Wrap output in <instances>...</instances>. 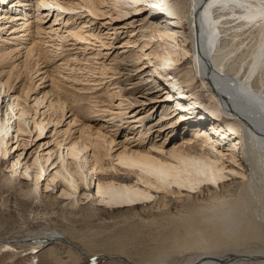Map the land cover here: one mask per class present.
I'll use <instances>...</instances> for the list:
<instances>
[{
	"label": "bare ground",
	"instance_id": "1",
	"mask_svg": "<svg viewBox=\"0 0 264 264\" xmlns=\"http://www.w3.org/2000/svg\"><path fill=\"white\" fill-rule=\"evenodd\" d=\"M32 1L37 12L35 16H31L33 14L26 9ZM201 2L207 4L200 7ZM1 3H6V6H0V15L2 14L0 19L15 21L13 14L5 15L9 13L7 7L11 8L13 5L23 13L20 18L22 23H17L15 26L6 23L1 28L8 29L9 35L4 38L7 41L2 38L3 41L6 44L13 43L20 51L23 49L22 45H26L28 41L31 43L25 48L24 60L18 71L13 72V68L8 74L0 71V104H3L2 95L7 97L3 111L1 110L3 107L0 106L2 156L7 154V144L10 140L8 136L13 137V134L10 135L13 122L16 132L14 137L18 141L20 139L18 137L24 132H31V127L36 131L37 138L41 137L44 128L48 125L54 126L60 123V120L66 116V110L73 113L75 119L81 117L79 112L83 107L80 105L79 96L75 94V99V96L65 89L62 80L50 75L56 73V70H51L53 68L51 63H55V58L64 52L70 51L66 43L71 40H74L71 45H78L81 50L67 56L68 59H60L63 60L61 65L70 66L74 62L84 60L85 63L91 62L90 69L86 71L90 77L99 72L104 78L108 75L109 78L117 76L109 84L112 88L106 89L105 94L96 95V104L87 106L90 109L89 113L93 115L97 113L98 117V112L105 111L112 116V119L120 120L112 126V133H108L103 130L106 127L103 123L91 126L89 116L84 113L85 121L80 124L79 135L76 138L69 141L70 138H63L54 142L58 147L54 150L57 154H55L56 160L48 162L52 154L49 151L47 158L39 155L30 163L26 162L27 160L21 163L17 156L10 166L12 173L9 176L10 181L15 177L20 165L23 166L26 178H29L28 169L36 166L33 174L30 175V194H36L43 186V180L47 179L44 189L56 184L53 188H57V191H61V196L72 198L74 202H79L82 196L85 198L91 196L99 204L112 208L128 206L134 208L133 205L152 200L155 197L154 191L176 194H181L183 191L197 192L201 190L202 185L210 189L213 188L211 185L219 186L228 179L237 181L241 177L242 180L237 186L238 191L224 196L227 201L221 209L218 220L220 219L225 226L233 224L238 229L247 232L251 230V234L256 237L262 233L264 230V93L260 86L249 83V76L258 63L264 66V0H183V2L182 0L179 2L174 0H0V5ZM104 4H108V10L104 9L106 7ZM127 5L133 9L132 14L130 9H125ZM228 9L232 10L225 12ZM4 11L7 12L3 13ZM52 13L55 18L49 23V15ZM76 14H84L81 17L87 18L86 22H79L80 17L76 19ZM113 15L115 20L124 17V21H127L118 25L104 21V24L110 25L111 28L104 33L106 38H103L100 27L93 24V19H103L102 16H109L112 19ZM159 15H164L166 19L160 21ZM72 20L75 23H72ZM135 21L140 24L137 32L135 34L131 32L120 47L125 45L133 47L135 46L133 44L141 40L140 49L121 54L115 51L108 64L105 60L95 61L97 59L95 54L90 59L85 58L87 54L85 49L90 48L83 46L99 43V46L109 48L112 42L107 43L103 39L107 37L111 39L112 35L117 36L119 29H126ZM58 24L63 26L55 28ZM233 24L244 26L247 30L227 34L225 32L227 26ZM181 26L187 31L186 33L183 31V39H179L176 30ZM47 36L50 41L45 42ZM152 40L156 42L151 44ZM181 46L182 52H177L176 47L181 48ZM1 48L0 63L5 62L14 53V49L9 51L7 48L5 50ZM142 57L147 60L148 65L139 64ZM189 57L193 59L194 72L207 86L211 95V101L201 105V108L210 114L221 113L224 117L220 114L221 119L216 120V124L212 125L211 134H201L199 128L193 127L195 132L191 138L182 140L178 146L168 147L169 144L166 145L164 141L169 139L176 128L184 124L174 119L178 105L176 109H170L173 107H170L172 103L166 100L171 95L172 98L184 96L183 91H179L176 77L170 76L169 70L182 59L187 60ZM42 64L44 66L40 68ZM93 64L99 65L98 72L97 68L92 67ZM26 69L30 73L38 74L39 84L47 77L50 82L46 85L49 86L48 91L43 90L39 92L41 95L33 96L34 103L31 106L33 112L26 100L30 92H35L38 88L33 85L32 78L29 79L31 76L26 74V81H24L25 76L23 80L21 79V73L25 74ZM81 69L83 68H79ZM87 69L88 66H85L83 70ZM132 71L136 72V79L133 85L126 88V82L130 81L129 74ZM4 74L7 76L5 77ZM121 74L125 76L123 80L119 79ZM144 74H148L146 79L142 77ZM16 82L21 83L20 91L18 90V94H13L16 92ZM115 98L120 99L119 103L113 106ZM105 102L108 107L105 106ZM97 104L100 108H95ZM39 105H42L40 107L43 111L42 109L39 111ZM121 106H124L125 110L116 111L113 108L122 109ZM127 113L130 115L128 116L130 123H138V126L130 127L133 132L137 130L136 137L131 140L128 134H125L124 141L115 144V135L123 125L121 121L125 120L123 116ZM205 115L207 114L201 116ZM154 116L156 118L152 120ZM223 123H226L224 130L221 126ZM28 124H31V127ZM235 134L239 135V138L230 146L227 138ZM157 136H163L164 140L156 142ZM146 139H148L147 143ZM240 143L242 151L241 155H238L236 144ZM112 145H117L119 150H114L115 152L112 153ZM106 157L110 158L108 164ZM52 169H54L53 173L47 172ZM81 184L85 187H81ZM91 184H94L93 188ZM162 204L165 205L164 202ZM29 239L32 243L30 248L33 249L30 254L37 253V248L52 242L62 241L66 244L67 258L63 260L52 253L50 255L52 264H79L82 256L76 250L90 255L89 250L85 253L79 248L80 244L77 241L81 238L74 230L43 232ZM51 239L53 241H50ZM196 258L186 261H191L188 264H232V261L235 264L246 262L264 264V250L244 251L237 255L228 253L222 258L208 255H200ZM162 262L164 263L165 260L157 261L155 264H163ZM128 264L134 263L129 261Z\"/></svg>",
	"mask_w": 264,
	"mask_h": 264
},
{
	"label": "rangeland",
	"instance_id": "2",
	"mask_svg": "<svg viewBox=\"0 0 264 264\" xmlns=\"http://www.w3.org/2000/svg\"><path fill=\"white\" fill-rule=\"evenodd\" d=\"M177 1L179 2V0H174V2ZM107 5H105L106 7L104 6V9L106 10L109 9V6ZM0 6L4 7L6 6V3H1ZM34 6L35 3L32 1L29 2V7L26 8L33 14L31 16H35L37 14ZM14 9L17 10L15 11ZM125 9H130L129 11L131 14L133 13V9L130 6H125ZM6 10H8L9 13L5 15L11 16V14H13V16H15V21L10 22L8 19H0V29L4 26V24L6 25V23H8L9 26H15L17 23H22L20 18H22L23 13L18 7H14L13 5L11 8L7 7ZM231 10L232 9H228V11L225 10V12H229ZM6 12L7 11H4L3 13ZM146 13L148 14V9H146ZM50 15L49 23H52L55 17L53 13ZM83 15H77L76 19L80 17L79 22H86L87 18L81 17ZM1 17L2 14L0 15V18ZM114 17L115 15H113L112 19L109 16H102L101 18L103 19H93V24L100 27V33L103 34V38H106L104 33H107L108 29L111 28V26L108 25L109 23L118 25L119 23L121 24L127 21H124V17L123 19L121 18V20H115L116 18ZM159 17L160 21H164L166 19L164 18V15H159ZM104 21H107L108 24H104ZM73 22L74 20H72V23ZM139 25V22L135 21L133 24L127 26L126 29H119L120 31H118L119 33H117V36L112 35L110 37L111 39H108V37L107 39H103L107 43L112 42L110 45L111 47L109 48L105 49L99 46V43H95V45L88 44L83 46L90 48L87 50L85 49V53H87L85 58L89 57L90 59V57L95 54L97 56L95 61L105 60V63L108 64L109 59H111V57L115 54V51L121 54L131 50L135 51L140 49L141 40H138L136 44H133L135 45L133 47H130L132 45L120 47V45L123 46L122 43L128 39L131 32L134 34L137 32ZM238 25L239 24H233L231 26H227L228 28L225 32L229 34L230 32L237 33L247 30L246 27ZM45 26H47V24ZM59 26L62 27L63 25H55V28H58ZM182 26L181 28L176 29L177 34H179V39L182 38L183 31L185 33L187 32L185 27H183V29ZM1 30V49L5 50L7 48L9 51L14 49V53H12V55L8 57L5 62L0 63V71L8 74L11 68H13V72L19 70L21 63L24 60L23 54L25 53V48H28L31 43L28 41L29 43L22 45L23 49L20 51L13 45V43H5L7 40L4 38L8 35V29ZM47 37L48 38L44 39L45 42L47 40L50 41L49 36ZM2 38L5 41H3ZM155 42L156 41L152 40L151 44ZM73 43L74 40L66 43V47L68 46V50L70 51L64 52V54L55 58L54 62L56 64L53 62L51 63V66L53 67L51 70H56V73H52L50 75L62 80L65 83V89H67L71 95L75 96V99L76 95L79 96L81 99L80 105L83 107L81 112H79L81 117L75 119L73 113L66 110V116L60 120V123L54 126L50 124L44 128V133L42 132L41 137H39L40 139L37 138V133L34 129H32L31 124H28L31 127H29L31 132H24L22 136L18 137L20 138L18 141H16L17 139L14 137L16 132L13 122V127L11 128L10 133V135L13 134V137L8 136L10 140L7 144V154L6 156H2L0 152V239L2 240L0 241V264H52L50 256L52 253H55L65 260L67 258V247L62 241H60V243L52 242L46 244L39 249L37 248V253L31 254L30 252H32L33 249L30 248L32 243L29 241L31 240L29 239L30 237L39 233L64 230H74L78 234V237L81 238V240H78L77 243H79L80 246L83 245L82 247L79 246V248L85 253H88L87 250H89L90 255H86L75 249L82 256L79 264H128L125 261L106 259L104 257L88 259L90 256L94 255L122 256L134 264H155L160 260H165L164 263L188 264L191 261L186 260H190L191 258L196 260V257L200 255L218 256L219 258H222L224 254L226 255L228 253L237 255L244 251L264 250V230L258 237H256L251 234V230L247 232L242 229H238L233 224H226L225 226L220 219L218 220L221 215V209L227 201L224 196L232 195L231 192L238 191L237 186L242 180L241 177L237 181L228 179L225 183H222L219 186L211 185L213 188L210 189L203 187L202 185L201 190L197 192L195 191L189 193L187 191H183L181 194H176L172 192L165 193L153 190L155 197L152 200L133 205L134 208H131L132 206L112 208L106 206L105 204H99L92 199L91 196L87 198L82 196L79 202H74L72 198L61 196V191H57V188H53L56 184H51L48 189H44L45 184L48 182L47 179L43 180V186H41L36 194H30V175L33 174L36 166L28 169L29 178H26L24 177L26 173H24L25 171L23 166L20 165L15 177L12 178L11 181L9 180V176L12 174L10 166L12 161L16 159L17 156H19L21 163H24L26 160V162L30 163L39 155L47 158L49 151V153L52 154L48 162L50 163L52 160H56L55 156L57 154L54 150H57L58 147L54 142L63 138H70L68 141L76 138L79 135L78 130L80 124L85 121L83 120L84 113L86 116H89L91 126H98V123H103V126H106L103 130L108 133H112V126L120 121L118 118L112 119V116L105 111H103L105 113L98 112V117L96 115L97 113L95 115L89 113L90 109H88V107L96 104L97 102L95 96L101 93L105 94L106 89L112 88L109 84H111L117 76L109 78L108 75L107 78H104V76L100 75L99 72L98 74H94L90 77V74L86 71L90 69L89 63L91 62L85 63L84 60L81 62H74V64H71L70 66L61 65V63L63 64V60L60 59H68L67 56L71 55L75 51L78 52L81 50L80 46L71 45ZM45 45L47 46L48 44ZM77 47L79 48L78 50ZM181 49L182 46L181 48L176 47L177 52H182ZM98 53H101L102 56ZM80 57L83 56L80 55ZM144 63L148 65L147 60H144V57H142L139 64L143 65ZM258 64L254 67V71L250 72L252 75L250 74L249 76V83L251 82L250 84L254 86H260V89L264 93V66ZM193 65V59L189 57L187 60L182 59L179 64L169 70V75L176 77L175 79H177V82L179 83L178 86L180 87V90L179 88L177 89L179 91L182 90L184 96L180 98H176L174 96V98H172L171 95V97L166 100L172 103L170 104V107H173H169L170 109H176V105H178L174 119L180 123L183 122L184 124L176 128L169 139L164 141L166 142V145L169 144L168 147L178 146L182 140L191 138L192 134L195 132L193 131V127L199 128L201 134H211L210 130L211 127H213L212 125H215L216 122L221 119V113H218V115L210 114L201 108V105L211 101V95L208 92L207 86L202 83L200 77L194 72ZM43 66L44 64H42V66L40 65V68ZM85 66H88L87 70H83ZM98 66L99 65L93 64L92 67L97 68ZM79 68L83 69L79 70ZM28 69L25 70V74L21 73V79L23 80V77L26 74L29 75V77L31 76L29 79L32 78V83H34L33 85L38 88L35 92L31 91L30 96L26 100V102H28L27 104L31 108L34 103L32 100L35 95L39 94V92H42L43 90H45V92L48 91L49 86L46 87V85L48 83L50 84V82L47 77L41 84H39L40 81H38V74L30 73ZM72 69H74V71H72ZM149 69H151V66H149ZM97 72L95 71V73ZM7 74H4V76L6 77ZM135 74V71L130 72L129 77L131 79L126 82V88L133 85L132 83L136 79ZM146 75L148 76V74H144L142 77H145L146 79ZM123 77L125 76H122L121 74L119 79L123 80ZM100 78H103V80ZM24 81H26V76ZM32 83L30 81L31 85H29L32 86ZM20 84L21 83H17L15 85L16 92L13 94L19 93ZM2 97L3 104H0L1 107L4 106V101L6 102L7 100V97L4 95H2ZM105 99H107V97ZM119 99L120 98H115L113 100V106L119 103ZM106 103L107 102H105V106L108 107L109 105H106ZM24 106H26V104H24ZM40 106L42 107V105L38 106L39 111L42 109ZM123 107L124 106H121L122 109H116V107L113 108H115L116 111H123L125 110ZM4 108L5 107L1 108V110L3 111ZM70 108L71 106L69 109ZM95 108H100V105H95ZM41 111H43V109ZM31 112H33V109ZM91 114L92 117H90ZM202 114L207 115L202 117ZM157 115H159V113H157ZM128 116H130L128 113L123 116L125 120L121 121L123 125L120 127L118 134L115 135V144L124 141L125 134H128V138H131V140H134V136L136 137L137 130L133 132L130 127L133 125L138 126V123H130L131 121L128 119ZM155 116L152 120L156 118ZM222 116L224 117V115ZM88 124L89 123H87V125ZM128 125L129 127H127ZM225 125L226 123L221 125L223 126V130ZM27 129L28 128L26 127V130ZM237 138H239V135L237 136L235 134L227 138V142H229V145L232 146L237 141ZM155 140L156 142H162L164 138L163 136H157L155 137ZM147 141L148 139H146L145 142L147 143ZM117 147V145L113 146L112 153L119 150V147ZM241 147V143L236 144L238 155H241ZM105 160H107V164L108 161L110 162L109 157H106ZM47 172L53 173L54 169ZM112 173L115 174V171L112 170ZM90 186L93 188L94 184H91ZM81 187L85 186L81 184ZM163 196L165 197L162 198ZM162 202H164L165 205H163ZM223 226L226 229L223 228ZM50 241L53 240L51 239ZM232 264L235 263L232 261ZM243 264L258 263L246 262Z\"/></svg>",
	"mask_w": 264,
	"mask_h": 264
},
{
	"label": "water",
	"instance_id": "3",
	"mask_svg": "<svg viewBox=\"0 0 264 264\" xmlns=\"http://www.w3.org/2000/svg\"><path fill=\"white\" fill-rule=\"evenodd\" d=\"M91 258L89 259H92V258H95V257H104L106 259H112V260H120V261H125V262H129L127 261V259H125L124 257L122 256H112V255H94V256H90ZM163 264H171V263H163Z\"/></svg>",
	"mask_w": 264,
	"mask_h": 264
}]
</instances>
